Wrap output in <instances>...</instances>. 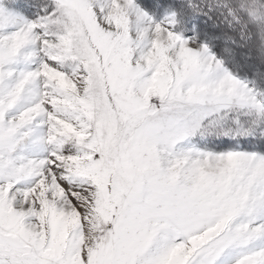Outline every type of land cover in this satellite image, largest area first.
I'll return each mask as SVG.
<instances>
[{"label":"snow or ice","instance_id":"obj_1","mask_svg":"<svg viewBox=\"0 0 264 264\" xmlns=\"http://www.w3.org/2000/svg\"><path fill=\"white\" fill-rule=\"evenodd\" d=\"M0 264H264V0H0Z\"/></svg>","mask_w":264,"mask_h":264}]
</instances>
